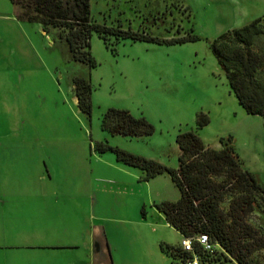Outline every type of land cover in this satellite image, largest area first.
I'll return each mask as SVG.
<instances>
[{
    "label": "rangeland",
    "instance_id": "1",
    "mask_svg": "<svg viewBox=\"0 0 264 264\" xmlns=\"http://www.w3.org/2000/svg\"><path fill=\"white\" fill-rule=\"evenodd\" d=\"M19 10L0 0V183L7 186L0 209L13 227L54 234L48 241L66 251L58 264H169L159 244L180 239L154 205L178 195L168 174L140 180L137 167L96 150V141L175 167L179 130L193 129L211 147L230 135L243 166L264 187V116L240 106L209 48L220 32L264 16V0H89L93 21L161 38L92 31L93 66L70 57L57 28L45 33L37 22L17 18ZM189 32L197 38L163 40ZM263 43L261 35L254 47ZM74 74L90 82L88 116L76 105ZM259 76L264 80V72ZM108 106L143 115L152 131L109 133L100 127ZM198 110L208 116L200 127ZM41 184L48 189L34 198L10 191ZM248 221L264 233V201L256 200ZM251 256L264 264V248Z\"/></svg>",
    "mask_w": 264,
    "mask_h": 264
},
{
    "label": "trees",
    "instance_id": "2",
    "mask_svg": "<svg viewBox=\"0 0 264 264\" xmlns=\"http://www.w3.org/2000/svg\"><path fill=\"white\" fill-rule=\"evenodd\" d=\"M20 10L15 16L35 21L46 33L57 28V37L66 44L72 59L94 65L89 51V37L94 31L98 36L112 34L116 37L161 40L147 32L98 23L90 18L89 0H9ZM264 35V16L220 32L209 42L216 63L223 72L229 89L240 106L247 112L264 116V43L254 47ZM197 36L185 33L165 41L193 40ZM78 109L90 114L91 85L88 78L74 74L71 77ZM208 121L207 114L195 112V126ZM100 127L111 134L143 135L152 131L151 123L143 115H133L126 108L108 106L100 116ZM178 147L177 165L168 166L154 158L145 157L96 141L98 151L111 150L115 159L140 170L139 179L147 180L159 173L168 174L177 188L175 199H161L154 205L164 220L181 236H195L205 232L215 248L203 250L193 241L191 250H184L179 243H160V249L170 257L169 264H182L186 258L197 255L201 264H259L251 253L264 248V233L248 221V214L256 200L264 201V187L255 174L243 166L242 159L231 143V136L219 137L220 146L206 145L191 128L175 134ZM226 200V206L221 202Z\"/></svg>",
    "mask_w": 264,
    "mask_h": 264
},
{
    "label": "crops",
    "instance_id": "3",
    "mask_svg": "<svg viewBox=\"0 0 264 264\" xmlns=\"http://www.w3.org/2000/svg\"><path fill=\"white\" fill-rule=\"evenodd\" d=\"M47 172L50 174L48 169ZM38 177L42 178L43 175L38 174ZM18 187L19 186L10 191L17 192L19 190H26L27 193L31 195V198L36 197V192L39 191V189L43 191L48 189V185L45 184H41L37 188L28 185ZM3 190H7V186L0 183V191ZM1 213L2 210L0 209V264H58V261L65 260V246H61L60 243L54 241H48V236L51 235L50 238L56 237L54 234H46L48 236H45L32 232H24L22 230L23 225L22 227L11 226L8 222L9 219L5 216L7 215L6 212L5 214ZM17 220L18 219L16 218V221Z\"/></svg>",
    "mask_w": 264,
    "mask_h": 264
},
{
    "label": "built area",
    "instance_id": "4",
    "mask_svg": "<svg viewBox=\"0 0 264 264\" xmlns=\"http://www.w3.org/2000/svg\"><path fill=\"white\" fill-rule=\"evenodd\" d=\"M193 241H196L203 250H206L208 252H212L216 245L215 242L209 240L205 232H199L195 236H180L178 243L182 249L191 250ZM184 263L201 264L197 255H192L191 257L186 258Z\"/></svg>",
    "mask_w": 264,
    "mask_h": 264
}]
</instances>
